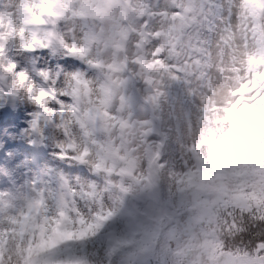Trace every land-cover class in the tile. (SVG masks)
Returning <instances> with one entry per match:
<instances>
[{"label":"clouds","instance_id":"9594fccd","mask_svg":"<svg viewBox=\"0 0 264 264\" xmlns=\"http://www.w3.org/2000/svg\"><path fill=\"white\" fill-rule=\"evenodd\" d=\"M0 264H264V0H0Z\"/></svg>","mask_w":264,"mask_h":264}]
</instances>
